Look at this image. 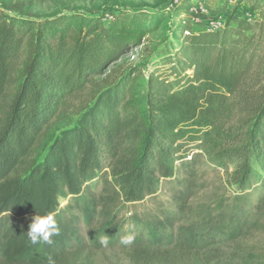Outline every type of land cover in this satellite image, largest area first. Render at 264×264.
<instances>
[{"label":"trees","instance_id":"16d2710c","mask_svg":"<svg viewBox=\"0 0 264 264\" xmlns=\"http://www.w3.org/2000/svg\"><path fill=\"white\" fill-rule=\"evenodd\" d=\"M11 10L0 9V264H92L95 238L124 213L133 264H249L237 246L264 232V17L198 32L175 21L142 89L123 56L166 13ZM81 96L76 124L48 142ZM203 155L232 194L196 209ZM49 211L60 234L33 244L32 218Z\"/></svg>","mask_w":264,"mask_h":264},{"label":"rangeland","instance_id":"374dc122","mask_svg":"<svg viewBox=\"0 0 264 264\" xmlns=\"http://www.w3.org/2000/svg\"><path fill=\"white\" fill-rule=\"evenodd\" d=\"M181 2L182 0H0V9L14 14L11 10L12 7L16 4H22L23 13L37 20L60 16L65 13H81L103 16L105 22L112 20L114 15H118L120 11L145 10L166 13L168 18L165 24L159 30L147 35L142 46L132 48L123 56V61L126 64L143 69L144 77L140 80L143 89L149 70L152 66L160 63L158 57L161 52L166 51L168 49L166 47L173 48L171 44L169 46V43L172 41V31L176 26L175 21H180L181 25H185L187 21L189 30L198 32L208 30L212 23L221 22L225 25V23L230 22L231 25L236 26L239 22H255L264 17V0H243L238 5L237 0H230L225 11L223 10L224 0H192L190 8L182 11L181 15L176 17L173 10ZM202 5L205 9L204 13L198 12ZM140 91L142 92V90ZM86 100L87 96L71 100L65 115L53 123L48 142H51L64 129L76 124L79 115L75 111ZM198 166L200 167V186L197 198L193 201L196 209L203 204H217L220 200L230 197L232 190L226 188V173L216 168L210 157L206 155L200 157ZM132 217L131 213L122 214L120 226L114 233L101 232L97 235L95 243L98 250L92 252V264H133L120 243L123 236L132 234L131 231L136 228L135 223L133 224L134 220H128ZM259 219L264 221L261 217ZM103 235H107L109 238L107 248L99 243ZM246 240L241 241L237 248L243 249L246 254L250 255L249 264L264 263V232L253 233ZM230 255L234 256V254ZM238 264L241 263L238 262Z\"/></svg>","mask_w":264,"mask_h":264},{"label":"clouds","instance_id":"9594fccd","mask_svg":"<svg viewBox=\"0 0 264 264\" xmlns=\"http://www.w3.org/2000/svg\"><path fill=\"white\" fill-rule=\"evenodd\" d=\"M55 216V212L49 211L43 215L37 214L32 218V222L29 225L27 235L29 240L33 244H37L40 242L51 244V237L60 234V229L58 227ZM134 239V235L129 233L121 238L120 243L125 246L131 245ZM99 243L101 246L107 248L109 245L108 236H101Z\"/></svg>","mask_w":264,"mask_h":264},{"label":"built area","instance_id":"2783aa9c","mask_svg":"<svg viewBox=\"0 0 264 264\" xmlns=\"http://www.w3.org/2000/svg\"><path fill=\"white\" fill-rule=\"evenodd\" d=\"M198 12H202V13L205 12V9H204L203 5L199 7ZM223 27H224V24H222L221 22L215 23V24L212 23L211 27L208 30H219V29H221Z\"/></svg>","mask_w":264,"mask_h":264}]
</instances>
